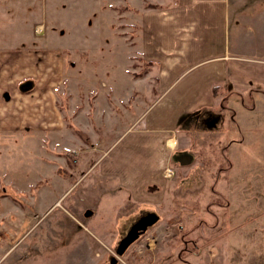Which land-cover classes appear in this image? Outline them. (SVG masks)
Masks as SVG:
<instances>
[{
  "label": "rangeland",
  "instance_id": "rangeland-1",
  "mask_svg": "<svg viewBox=\"0 0 264 264\" xmlns=\"http://www.w3.org/2000/svg\"><path fill=\"white\" fill-rule=\"evenodd\" d=\"M29 2L7 1L6 17L0 16V35L24 33L25 16L31 18ZM162 2L169 0H119L118 17L115 13L108 20L113 23L111 31L105 23L96 25L100 10L95 0H34L33 18L28 23L33 28L34 23L42 22L47 31L51 26L64 30V35L51 40L54 44L77 45L86 31L100 47L83 54L69 53L71 71L78 76L58 89L67 126L48 132L54 145L40 146L38 159L26 154L25 148L30 147L23 145V154L11 153L4 162L8 173L0 178L2 193L10 192L23 211L9 199L0 201V252L3 243L4 247L10 243L3 239L5 220L27 215L38 222L18 229L17 243L0 264H264L263 90L245 95L222 90L212 106L183 123L179 147L184 152L173 157V179L162 201L153 204L157 206L134 202L116 178L100 175L96 164L92 166L99 149L117 138L131 116H138L157 94V89L153 92L155 74L140 60V11ZM235 4L237 12L231 7L232 47L240 33L242 45L236 52L264 61V0H238ZM43 6L48 7L45 17L40 11ZM85 14H91V25ZM115 32L117 45L112 44ZM90 73L102 77V83ZM82 75L86 81L80 79ZM144 75L145 82L134 86V80ZM111 91L119 94L117 124L107 122L110 112L105 101ZM96 96L100 98L95 106ZM123 101L128 108L134 103V112L130 109L127 115ZM81 109L86 110L81 121L87 127L76 128ZM83 153L88 157L84 164L75 163L73 156ZM74 180L77 183L64 193L66 181ZM32 182L36 183L31 186ZM46 182L53 190L45 191ZM33 198L41 205H29ZM88 209L92 214L87 217ZM151 220L156 221L150 225ZM143 228L145 231L140 230ZM149 232L162 234V249L156 247L154 255L139 254L131 261L126 249L129 242L135 234Z\"/></svg>",
  "mask_w": 264,
  "mask_h": 264
},
{
  "label": "crops",
  "instance_id": "crops-1",
  "mask_svg": "<svg viewBox=\"0 0 264 264\" xmlns=\"http://www.w3.org/2000/svg\"><path fill=\"white\" fill-rule=\"evenodd\" d=\"M7 1L11 0H0V13L3 11L0 16L6 17ZM107 1L95 0L96 7L100 10V17L95 22L99 27L105 23V27L111 30L113 23L108 20H111L115 13L114 17H118L116 4L119 0ZM237 1L169 0L159 3L158 6L141 9L140 60L149 65L147 71L154 72L153 92L157 89V94H154L153 101L139 110L138 116H131L128 125L117 138L99 149V155L92 164H96L95 168L100 175L116 178L121 186L129 190L134 202L148 204L143 206L150 207L157 206L153 204L162 201L166 187L174 175V170L170 167L172 159L176 154L184 152L179 147L180 128L192 114L212 106L222 90L240 95L248 94L251 90L264 91V61L236 52L235 49L242 45L240 33L235 45H231V7L237 12ZM34 4V0H30L27 6L31 18V6ZM47 10L46 6L40 9L42 17L46 16ZM90 15L85 14L89 25L92 24ZM28 17L25 16L27 29L24 33L0 35V178L8 173L5 163L11 153L12 156H17L18 151L23 154L25 145L29 146L30 150L25 148L24 152L35 154L38 159L40 146L52 143L48 132L66 128L63 109L58 101V89L63 87L67 79L78 76L71 71L73 65L72 61L68 60L69 53L80 51L83 54L100 47L96 41L88 38L86 31L77 45H56L51 40L64 35V30L57 31L51 26V30L47 31L42 22L34 23L32 28L31 23H28L31 18ZM111 31L109 33L112 34ZM118 40L115 32L112 44L117 45ZM89 75L94 77L95 73ZM95 78L97 83H102V77ZM146 78L145 75L137 78L134 80V86L145 82ZM80 79L86 81V76L82 75ZM100 93L102 94L101 90ZM107 94L111 95L109 99L106 97L105 101L107 111L110 112L107 122L117 124L119 113L115 106L120 105L119 94H113V91ZM128 95H132V92ZM98 98L100 97H95V106L99 102ZM127 101H123L121 106L128 115L130 109L134 112L135 105L132 103L128 108ZM85 112V109L79 112V125L76 123V128L87 127L85 122L81 121V115ZM32 133L46 137L34 138L30 136ZM24 134L25 138L22 136ZM46 154L53 157L49 152ZM83 154L73 156L74 162L84 164L88 157L86 153ZM77 181H66L64 193ZM36 182H32L31 186ZM46 184L45 191L48 192L53 186H50L49 182ZM16 188L18 192L22 191L20 187ZM1 189L0 184V201L6 198L14 203L13 205H22L12 201L14 198L10 192L4 190L2 193ZM54 204L55 201L52 205ZM29 205L41 203L33 198ZM18 208L23 211L20 206ZM155 221L151 220L149 224ZM37 222L38 220L32 221L27 215L5 220L3 239L10 243L5 247L3 243L0 259L17 243L18 240H15L19 235L18 231L25 225H35ZM143 227L147 226L144 224ZM140 230L145 231V228ZM135 235L126 248L131 261L137 259L139 254L154 255L153 250H156V247L162 249V234L154 235L149 232L145 235ZM144 240L148 243L142 244ZM151 241L154 245L150 244ZM186 247L181 250L187 249Z\"/></svg>",
  "mask_w": 264,
  "mask_h": 264
},
{
  "label": "water",
  "instance_id": "water-1",
  "mask_svg": "<svg viewBox=\"0 0 264 264\" xmlns=\"http://www.w3.org/2000/svg\"><path fill=\"white\" fill-rule=\"evenodd\" d=\"M92 214V211L90 209L86 210V212L84 213L85 216H90Z\"/></svg>",
  "mask_w": 264,
  "mask_h": 264
}]
</instances>
